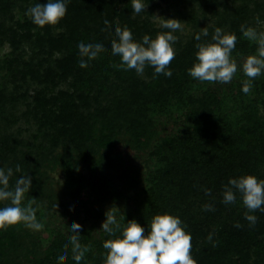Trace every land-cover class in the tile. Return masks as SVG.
Listing matches in <instances>:
<instances>
[{"label": "trees", "instance_id": "trees-1", "mask_svg": "<svg viewBox=\"0 0 264 264\" xmlns=\"http://www.w3.org/2000/svg\"><path fill=\"white\" fill-rule=\"evenodd\" d=\"M47 0H0V41L9 43L12 52L3 65L8 83L0 88V168H12L10 188L21 177H31L26 197L37 204L48 198L49 171L61 169L65 192L79 199L87 187L80 172L90 174L116 169L123 157L115 153L121 136L136 151L150 150L153 167L148 173L144 195L136 199L135 209L124 213L115 237L92 226L79 229L81 245L90 247L80 264H104L107 239L122 238V229L136 220L150 230L157 214L178 216L192 236V257L197 264H263L264 211L249 213L257 217L255 225L245 218L248 210L237 193L234 203H223V189L230 179L254 175L264 179V74L255 78L248 94L242 91V73L235 81L217 88L189 75L198 62V43L212 42L215 28L237 36L234 53H256L257 45L245 38L241 25L257 27L263 23L264 0H183L178 18L194 32L179 45L169 65L172 76L156 74L145 66L146 77L134 69L114 67L121 63L112 54L117 27L127 26L136 42L144 35L154 39L169 29L157 28L147 13H135L131 0H67V14L56 25L43 28L30 17L7 27L13 12L23 4ZM180 3H176L179 8ZM219 7L221 9H219ZM216 13L217 19L202 35L199 11ZM178 19V20H179ZM107 20L110 27L104 24ZM106 29V30H105ZM201 34V40L195 36ZM101 43L106 51L81 68L79 43ZM27 45L32 46L27 52ZM87 59V58H84ZM30 84L36 86L31 93ZM67 85L66 89H61ZM26 110L17 115L19 105ZM176 112L184 116V128L162 136L159 121H176ZM19 116H21L19 118ZM34 119L38 129L34 139H25L20 119ZM125 138V139H126ZM157 142L155 143V140ZM19 166L20 171H16ZM112 184L102 179V189ZM210 189L206 195L204 189ZM116 199L117 191L109 192ZM9 201H0V208ZM212 204L214 211H205ZM239 223L241 227L235 225ZM115 227V226H113ZM212 240H208L209 234ZM67 234L50 233L44 247L30 238L23 223L0 229V264H58L68 246L64 264H76Z\"/></svg>", "mask_w": 264, "mask_h": 264}, {"label": "clouds", "instance_id": "clouds-1", "mask_svg": "<svg viewBox=\"0 0 264 264\" xmlns=\"http://www.w3.org/2000/svg\"><path fill=\"white\" fill-rule=\"evenodd\" d=\"M131 4L137 14L144 11L146 7L142 0H131ZM67 11V0H47L46 3H38L30 7L26 14L35 25L43 28L47 25L58 24L66 16ZM154 19L162 29L170 31L160 32L154 39L149 35H144L142 42H136L132 31L127 26L115 29L118 41H112V54L119 56L121 63L114 67L124 70L134 69L142 75L145 66L150 65L154 67L156 74L172 76L169 65L175 59L176 53L173 45L177 40L173 33L182 31L183 25L178 19H165L155 15ZM259 23L257 18V24ZM104 24L107 27L111 26L107 20ZM240 30L245 38L257 45L256 54L249 55L242 64L243 74L247 77L242 81V91L248 94L255 78L264 74V29L241 25ZM202 35L208 36L207 27L202 29ZM195 39L200 41L201 34H197ZM236 43L237 36L234 33L224 32L219 27L215 28L212 42L196 45L198 62L188 70L189 75L201 82L230 83L239 70L237 62L232 57ZM78 48L81 68H87L88 61L97 59L101 52L106 51L101 43L81 42ZM16 171H20L19 166L16 167ZM12 175V168H0V201L10 202L7 206L0 208V229L23 223L35 231L41 230L44 225L37 221V209L32 206L34 201L21 206L24 194L32 185V178L30 176L21 177L10 188ZM204 191L206 195H211L210 189L205 188ZM237 193L248 210L245 212L246 220L250 222V225H255L257 217L249 213L256 210L264 211V179H258L254 175L230 179L223 189V203H234ZM203 207L205 211L215 210L212 204H205ZM105 215L106 220L102 224V229L115 237L116 230L120 229L121 225L117 222L113 208L109 209ZM235 226L241 227L239 223ZM81 227L75 222L69 227L72 233L69 243L72 245V258L76 264H80L85 254L90 251L89 246L80 243L79 229ZM185 228L186 226L178 216L168 213L157 214L152 218L150 230L145 235L144 227L136 220H130L122 229V238L105 240L103 247L107 253L104 264H197L191 254L192 236ZM208 240H212L211 233ZM67 249L68 246L65 245L64 253L58 257V264H64L68 257Z\"/></svg>", "mask_w": 264, "mask_h": 264}, {"label": "rangeland", "instance_id": "rangeland-1", "mask_svg": "<svg viewBox=\"0 0 264 264\" xmlns=\"http://www.w3.org/2000/svg\"><path fill=\"white\" fill-rule=\"evenodd\" d=\"M183 0H142L145 4V10L141 13H147L150 20L156 25L157 28H161L154 19L155 16L164 17L165 19H179L178 13L181 10L183 12ZM176 3H180L179 8ZM34 6L33 3L19 5L15 8L13 15V21H7V27H17L16 22L23 20L25 17H29L26 13L27 10ZM219 9H221L219 7ZM201 10V9H200ZM200 14V25L201 28L210 27L216 22L217 15L212 11H207L205 17H203V10L199 11ZM183 25L182 31H176L173 33L177 37L173 47L176 51L179 45L186 43L189 36L194 32V29L185 20L179 19ZM263 23L260 21L257 28L259 29ZM30 45H27V52H31ZM12 52V48L9 43H2L0 41V88L4 84V81L8 83L10 90L13 88V84L8 80V74L3 65L4 59ZM256 53H233L232 57L235 59L238 65V71L233 77V81L243 73L242 64L249 55ZM141 75V74H140ZM142 77H146V71L144 70ZM219 82L212 83V87L217 88ZM222 84L221 86H226ZM31 93L36 88L35 85L30 84ZM67 85H63L61 89H66ZM26 110V104L21 103L17 109V115H20ZM176 121H170L168 119H161L159 121L158 130L162 136L175 132L179 128H184V116L181 112H176ZM21 116H19L20 118ZM15 128H21L23 130L22 135L25 139L33 140L34 134L38 129V124L34 119H20L17 122ZM121 136L116 144L115 153L123 157L122 165L116 169H102L96 174H90L86 167L81 166L80 172L87 179V187L83 191L82 196L79 199H73L68 196L65 192L64 184L66 182V176L63 171L59 168L55 172L49 171L50 178L48 179V187L50 188L51 194L48 198H44L42 203H33V207L37 209L36 218L37 221L42 223L44 227L35 231L26 227L28 232V238L26 243L30 245V238L35 240L37 244L44 247L47 243L50 233L53 230H58L67 234H72L70 226L75 223H79L81 226H92L99 233L102 230V224L106 220L105 213L113 208V211L118 219L126 212H130L135 209L136 199L142 197L148 185L147 178L148 173L154 165V162L150 157V150L136 151L130 148L127 144V138ZM157 139L155 140V143ZM107 178L112 181V184L108 189H102V179ZM117 191L121 194L119 199L115 198L109 192ZM30 200L24 194L21 206H26ZM23 264H30L29 259L23 257ZM264 264V263H263Z\"/></svg>", "mask_w": 264, "mask_h": 264}]
</instances>
